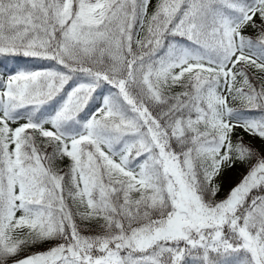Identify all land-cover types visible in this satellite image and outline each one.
Wrapping results in <instances>:
<instances>
[{"label":"snow or ice","instance_id":"6c2138e0","mask_svg":"<svg viewBox=\"0 0 264 264\" xmlns=\"http://www.w3.org/2000/svg\"><path fill=\"white\" fill-rule=\"evenodd\" d=\"M21 57L0 264H264V0H0Z\"/></svg>","mask_w":264,"mask_h":264},{"label":"trees","instance_id":"16d2710c","mask_svg":"<svg viewBox=\"0 0 264 264\" xmlns=\"http://www.w3.org/2000/svg\"><path fill=\"white\" fill-rule=\"evenodd\" d=\"M7 64L9 68L15 66L17 68H35L39 69L40 67H46L48 66L49 62L42 61V60H32L29 58H19L17 60H9V61H3V58H0V72L4 70V65ZM254 78V76L252 77ZM15 126V125H13ZM67 161H65L63 164L60 165V167H64V164H66Z\"/></svg>","mask_w":264,"mask_h":264},{"label":"rangeland","instance_id":"374dc122","mask_svg":"<svg viewBox=\"0 0 264 264\" xmlns=\"http://www.w3.org/2000/svg\"><path fill=\"white\" fill-rule=\"evenodd\" d=\"M155 2V0H154ZM251 35L252 33H247ZM246 139H251L249 137H245ZM254 143L259 147L260 141L256 139ZM246 172L245 168L242 167H235L232 169H226L224 173V185H223V191H227L231 187L235 186V184L239 183L240 179L242 178V175Z\"/></svg>","mask_w":264,"mask_h":264}]
</instances>
